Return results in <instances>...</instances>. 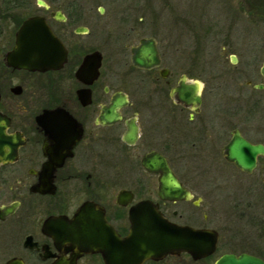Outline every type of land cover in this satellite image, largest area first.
<instances>
[{"label":"flooded vegetation","instance_id":"flooded-vegetation-1","mask_svg":"<svg viewBox=\"0 0 264 264\" xmlns=\"http://www.w3.org/2000/svg\"><path fill=\"white\" fill-rule=\"evenodd\" d=\"M34 2L35 9L30 0H0V264H215L228 253L264 260V231L258 238L230 235L220 214L212 225V202L204 199L211 190L192 185L180 170L184 149H191L187 155L199 176L215 179L214 188L225 186L219 177L233 180L238 222L253 216L248 208L264 207V154H256L251 170L225 155L235 133L264 145L263 115L250 106L264 105V87L257 86L264 82L261 49L252 46L246 71L223 74L217 59L211 65L219 73L212 76L200 45L169 51L166 22L156 26L138 15L133 19L150 23L149 32L124 43L115 56L89 40L90 0ZM232 11L231 28L249 15ZM34 15L45 19L65 47L66 59L56 67H21L9 54L21 22ZM143 39L153 43L155 57L138 65L132 49ZM94 52L99 56L87 60ZM188 55L197 60L186 61ZM239 56L230 54V64ZM255 73L259 81H253ZM181 83L198 100L174 98ZM231 84L236 87L226 93ZM173 180L180 190L172 189ZM182 188L188 192L184 198ZM244 191L252 201L236 197ZM240 207L247 209L238 215ZM157 214L176 226L215 230V251L194 259L184 249L139 261L135 250L126 254L115 247L116 235L124 239L134 225L150 226Z\"/></svg>","mask_w":264,"mask_h":264},{"label":"rangeland","instance_id":"rangeland-1","mask_svg":"<svg viewBox=\"0 0 264 264\" xmlns=\"http://www.w3.org/2000/svg\"><path fill=\"white\" fill-rule=\"evenodd\" d=\"M35 0H30L29 8L36 7ZM91 1V13L94 17L92 21V34L89 35V40L92 44L104 46L106 50L113 55H117L118 48H122L124 43H134L142 33L149 32L150 26L148 22L139 23L134 19L138 15L145 17V21L155 20L156 26L160 23L166 22L168 47L169 51L179 47L176 52L181 50V47L189 46L191 49L200 45L198 48L202 49L200 54L201 59L204 60V65L207 66L209 75L218 74L216 71L218 65L212 66L211 63L221 59L223 62V68L221 72L223 74H230L235 72L234 70L243 68V71L248 70L247 65L251 59L253 51L252 46L256 50L261 49V58H264V0H90ZM222 2L226 4L222 5ZM231 4V5H230ZM102 7L103 12H99V8ZM232 8L236 10L240 9L241 12H248L247 16H240L239 22L234 24L233 28L228 27L230 20L233 16ZM132 17V21L126 22L124 17ZM149 16V17H147ZM242 17V18H241ZM134 18V19H133ZM134 20V21H133ZM140 31V34L131 32V27ZM131 34H127L128 32ZM219 31V32H217ZM126 35V36H125ZM78 39H84L85 36L78 35ZM232 44H230V43ZM225 48L222 49V44ZM262 43V46L259 44ZM237 51H235L234 47ZM259 46V47H258ZM184 50V49H183ZM104 51V50H103ZM182 51V50H181ZM240 53L239 62L236 65H231L229 59L230 54ZM256 54V53H254ZM251 55V56H250ZM118 56V55H117ZM220 58V59H219ZM188 60H197L194 56L187 57ZM220 60V61H221ZM259 60V62H260ZM258 62V63H259ZM221 64V62H220ZM229 64V65H228ZM261 63H259L260 66ZM215 68V69H214ZM241 74H245L241 72ZM253 81H259L260 77L257 73L253 75ZM244 79H240L238 83L243 82ZM232 87H236L235 84L226 88V93L231 91ZM251 107H255V111H260L264 118V105H256L254 101L250 102ZM234 108H232L233 110ZM191 149H184L182 162H180L181 174H185V178L191 180V184L199 183L203 188L207 187L211 192L205 195L204 199L212 202L213 211H207L209 217L211 215V224L215 225L219 223L218 215L220 214L226 224L228 222L227 232L235 233L236 231L240 235L250 234L252 237L258 238L261 232L264 231V225L260 222L264 220V207H260L257 210L248 208L249 214L253 216L250 220L247 218L245 221L238 222L236 219L238 216L235 214L234 208H232L233 198L232 195L239 192L235 189L234 181H226L224 178L219 177L218 183H224L225 186L220 188H214L215 179H209L207 176L204 178L199 176L196 169L197 163L190 157ZM188 162H191L188 164ZM196 165V166H195ZM260 167L259 170L260 171ZM264 175V172H263ZM192 177V179H191ZM207 183L209 185H205ZM234 187V189L231 188ZM195 188V187H194ZM197 193L201 191L197 190ZM201 190V189H200ZM236 190V191H235ZM247 193L237 194V198L243 201H252L248 197H245ZM244 196V197H243ZM247 207H240L237 214H241ZM209 210V209H208ZM226 233V231H225ZM254 233V234H252ZM224 238V237H223ZM264 246V245H262Z\"/></svg>","mask_w":264,"mask_h":264},{"label":"water","instance_id":"water-1","mask_svg":"<svg viewBox=\"0 0 264 264\" xmlns=\"http://www.w3.org/2000/svg\"><path fill=\"white\" fill-rule=\"evenodd\" d=\"M39 1L42 2V0ZM100 11H103L102 7H100ZM15 34L16 44L9 54H12L14 64L18 66L29 69H46L56 67L66 59L63 43L53 34L43 17L29 16L21 22ZM132 50L134 52L132 60L138 65L143 64L146 58L155 57V52L152 51L155 48L150 40L143 39L140 47ZM97 56H99L98 53L94 52L87 57V60ZM257 86L259 88L264 87V82ZM192 92L191 86L188 89L181 83L179 88L173 92V95L179 101L190 104L192 102L190 101L191 98L194 97ZM194 98L198 100L197 97ZM225 147L226 157L235 162L238 167L248 170L254 167L256 154H264V145L251 144L237 133L234 134L233 139ZM172 184L173 190H180L177 188L179 185L175 180ZM182 190L184 198L188 195V192L183 188ZM84 210L85 208H81L80 211L83 212ZM150 223V226L146 227L134 225L137 229L131 230L129 236L124 239H120L116 235L115 238L119 241V244L115 247L124 250L126 254L128 250H135V256L139 261L145 257H160L168 252L176 253L184 249H187L194 259L207 256L215 251L218 242V233L215 230L194 228L187 224L186 227L176 226L167 222L159 214ZM138 238L140 239L138 245H129V242ZM131 254L133 253L131 252ZM114 255L121 258L122 254L115 252ZM138 260L136 259L137 263ZM215 264H264V260L246 253L239 255L228 253L221 255Z\"/></svg>","mask_w":264,"mask_h":264}]
</instances>
